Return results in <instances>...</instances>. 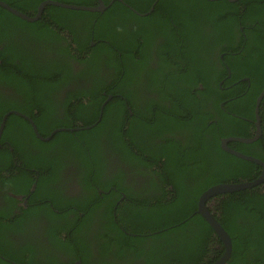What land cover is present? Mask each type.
<instances>
[{
	"label": "trees",
	"instance_id": "obj_1",
	"mask_svg": "<svg viewBox=\"0 0 264 264\" xmlns=\"http://www.w3.org/2000/svg\"><path fill=\"white\" fill-rule=\"evenodd\" d=\"M0 1L34 17L47 0ZM51 1L97 6V0ZM122 1L102 13L46 6L33 23L0 8V84L14 93L0 94V122L10 112L34 115L42 137L48 123L53 129L81 124L48 143L32 131L15 135L18 117H7L13 148L43 171L30 196L43 202L23 217L12 213L15 201L4 190L27 194L34 181L23 168L15 173L10 148H0V254L12 262L0 258V264H213L224 247L196 213L198 198L213 186L261 174V166L226 153L220 141L254 136L256 99L264 89V0H159L144 17L131 9L145 14L155 0ZM51 40L55 57L40 62ZM28 49L36 51L31 56ZM67 50L70 57L84 52L79 72L61 60ZM244 78L248 83L239 82ZM62 88L63 118L56 98ZM259 116L261 138L228 147L264 163V98ZM64 156L80 163L82 173L93 170L96 187L107 194L84 180L93 187L92 200L49 192V171L56 177ZM103 159L134 168L142 183L128 184L121 167L108 173L103 162L100 170ZM87 161L94 169L82 164ZM49 198L67 211L54 214ZM215 200L214 218L232 244L226 264H264V186ZM36 214L45 218L40 233ZM96 236L105 242L102 262L85 257ZM124 248L131 252L128 263L121 261Z\"/></svg>",
	"mask_w": 264,
	"mask_h": 264
},
{
	"label": "flooded vegetation",
	"instance_id": "obj_2",
	"mask_svg": "<svg viewBox=\"0 0 264 264\" xmlns=\"http://www.w3.org/2000/svg\"><path fill=\"white\" fill-rule=\"evenodd\" d=\"M173 13L175 14L174 11H173ZM163 20L169 21L170 23H175L173 18L164 17ZM25 22H27V21H25ZM28 23H30V22H28ZM60 36L62 38H65L66 40L69 39V37L66 34H61ZM56 45L57 44H55L53 40L50 41L49 50L42 52V54L40 55V57H41L42 55L45 54V61L43 59H40V62H47V61H49V58H54L55 57L53 52L56 53V51H55L56 49L54 48ZM64 45L65 46L66 45L69 46L68 44H64ZM71 46L74 47L73 44H71ZM91 46H94V43H91ZM35 51L36 50L28 49V52L30 53L31 56H32V53H34ZM84 56H85L84 52L81 53V54H79V53L77 54L76 52H73V57H70L69 56V50H67V51H65L62 54L61 60L63 62L66 61V60L73 62L72 63L73 71L74 72H79L80 70H82L84 68V66L82 64H79L77 62V60H79L80 58H82ZM220 59H222V56H220ZM155 66H156V64H155ZM228 73L230 74V72H228ZM239 82L248 83V79L244 78V79H241ZM221 84H222V82L219 83V86H221ZM4 85H6V84H4ZM11 93H13V92L10 89H8L6 87H3L0 84V94L3 95V97H5L6 94L9 95ZM65 93H66L65 88H62L58 92L59 96L58 95L56 96L57 100H59L61 102V104H62L61 108H57V110H58L57 116L61 117V118H63V116L66 115V113L64 112V105H65L64 104V100H65L64 97H65ZM15 97H17V96H15ZM45 99L49 102V96H47ZM121 100L124 101V103H126L124 98H121ZM17 113H19V112H17ZM19 114L20 115L13 114V115L18 117V121H17V123L15 125L14 133H15V135H17L19 137H23V136L25 137V136L29 135L31 133V131H32L33 135L37 138V135L35 134V130H34L35 128L37 130L38 136H40L41 138H48L50 136V134L52 132H54L55 130H61L58 133H60V132L73 133V132H75V129L81 128V124L80 123L71 122L70 124L75 126V127L71 128V129L70 128H62V127L53 129V128H51L49 126L52 123H48V127L49 128L47 127V134H46L45 137H42L40 135V133H39V130L37 129L36 122H35L36 120H35L34 115L30 116V115H28L26 113H23V112H20ZM4 116H2V117H4ZM1 122H2V120H1ZM1 122H0V124H1ZM259 125H260V128H261V133L263 134L262 127H261V120L259 121ZM21 126H24L25 129H21L20 128ZM254 127H255V130H254V134H255V131H256L255 121H254ZM58 133H56V134H58ZM54 136L52 137V139L54 138ZM10 138H11L10 131L6 132L5 131V125H4V127H3V129H2V131L0 133V148H2L4 146L10 148V152L12 153V165L16 169L15 173L19 169L23 168V169L26 170V172H28L30 174L32 180L34 181V182L32 181L33 184L30 186L29 192L27 194H15V193H13V192H11L9 190H7V192H6V190H4V192L6 193V196L8 198L9 197L12 198L15 201L14 205L16 206V208H14L15 210L13 209L14 211L12 213L15 216L23 217L22 214L25 215V214H28V212L29 213L31 212V210L29 209L30 206H32V205L33 206L34 205H41V203L43 202V201L41 202L40 199H37L34 202H30V196L34 192L35 186H36L35 181H37V179L40 177V175L43 174V171L37 170V168L35 166L27 165L26 162H23L21 160V158H22V156L20 154L21 152L20 151H16L13 148V142H12V140ZM37 139L40 140L39 138H37ZM51 140L42 141V142H48L49 143ZM222 140L223 139H221V141ZM258 140H256V141H258ZM221 141H220V146H221ZM18 142H20V141H18ZM233 143H235V142H233ZM236 143H238V142H236ZM228 144H227V146H228ZM238 144H242V143H238ZM101 154L103 155V153H101ZM103 158L104 159H108L109 157H106V156L103 155ZM104 159L102 160V166L99 167L100 170L101 169L103 170V167H104L103 166V162L108 166V173H111V171L115 167H121L122 170H124L125 173H127L126 182L128 184L142 183V180H141L140 176H138L140 179H138V177H135L137 175V173H134V171H133L134 168H130V167L124 166L122 164H113L112 165V163L110 161H107V160H104ZM63 160H65V161L62 162L60 165H58L60 167V169L57 171L56 177H53V178L50 177L51 172L49 171V183H46V187H47V189H49V192H52L53 194H57L58 197L62 196V197H68V198L71 199V198H74L76 196H78V197H84L85 196V198L92 200V197H93L92 188L94 186L96 187V185L98 184L96 181L93 180L94 178H96V173L93 170H84L83 173L80 172V169H81V167H79L80 163L77 166V164H78L77 162L73 161V162L77 163V164H75L72 161H67L68 160L67 156H64ZM82 164H86V165L90 166L92 169H94V163L93 162H88L87 161V162H84ZM96 164H98V163H96ZM11 174H12V170L5 176L11 175ZM262 175H263V170L261 171V174L259 175V177L262 176ZM79 180H84V182H90V184H92L93 187L90 188V189H89V187L86 188L85 184L81 183ZM259 186H264V183L260 184V185H258L256 187H259ZM96 189H97L98 195H100V196L103 193L107 194L106 192H103L99 187H96ZM2 199L3 198H1V192H0V201H2ZM211 202L212 203H210V207H209L210 210L209 211L214 213L215 212V206L217 205L216 204V200L211 201ZM47 204L50 206V209L53 210L54 214L58 213V216L63 215L67 211V210H59V209L54 208V206H53L54 202L50 198H49V201H47ZM82 216H83L82 213H79V217H82ZM35 217L37 218L35 220V222L39 223L38 226L36 227V229H37V232L40 233V231L43 228L42 224H44L45 218H44V216L42 214H36ZM49 217H50V215H49ZM118 227L120 229H122V227L119 224H118ZM62 230L63 231H67L65 229H62ZM98 232H99V230H98ZM65 233L69 236L68 231L65 232ZM97 235H98V233H97ZM34 237H37V235H35ZM104 243L105 242H103L102 240H99L97 238V236H96V240L94 241V243L92 242V246H90L88 248V250H87V255H85L86 260L87 261H92V262L93 261L102 262L103 257L107 253L106 250H105L106 247L104 246ZM124 253L126 255V258L125 257H124L125 259L122 258L121 261H123L125 263H128L129 261H131V258H132L131 252H130V250H128V248H124ZM108 254L110 255V250H108ZM0 258H2L3 260H6V262H11L10 259L4 258L3 255H1V254H0ZM111 258H112L111 256H108V259H110V261H112ZM62 259H64L66 262H68L67 259H65V258H62ZM73 264H82V263H81L80 260H76V261H74Z\"/></svg>",
	"mask_w": 264,
	"mask_h": 264
},
{
	"label": "water",
	"instance_id": "obj_3",
	"mask_svg": "<svg viewBox=\"0 0 264 264\" xmlns=\"http://www.w3.org/2000/svg\"><path fill=\"white\" fill-rule=\"evenodd\" d=\"M114 1H119L123 4H125L122 0H111L108 5H104L102 0H97V6L87 7V6L67 5V4H62V3L55 2V1L47 0V1H44V2L39 4L38 9H37V14L33 18L24 15L23 13L17 11L16 9L12 8L11 6H9L8 4H6L3 1H0V8L6 10L10 14L14 15L15 17H17L21 20H24L27 22H35L41 18L43 10L45 9L46 6H54V7H58V8H62V9H68V10H74V11L102 13L110 5H112V3ZM158 1L159 0H155V2L150 7V10L145 14H138L133 9H131V10L135 14H137L141 17H144L153 11L154 6ZM208 1L213 2V1H220V0H208ZM226 1L236 2L237 0H226ZM263 98H264V89L262 90V92L260 93L258 98L256 99L255 110H254L256 131H255L254 136L252 138H249V139L229 137V138L223 139L221 141V148L223 151H225L226 153H228V154H230V155H232L238 159L246 160L248 162H252V163H255V164L261 166V168L263 170V175L260 176L259 178H257L256 180L252 181V182H243L240 184H220V185L213 186V187L207 189L205 192H203L201 194V196L198 198L196 213L198 215H200L205 220V222L212 228V230L216 234L217 238L221 241V243L224 247L223 255L213 264H226L227 263V261L230 259V255H231V251H232V244H231V239H230L229 235L224 231V229L221 227V225L218 223V221L214 218V213L209 211L210 210V208H209L210 203H212L211 201H214L220 195L251 189V188H254V187L264 183V163L258 159L253 158V157L245 156L239 152H236L227 146V144L229 142L251 144V143L256 142V140H258L261 137L262 133H261L260 125H259V121L261 119L259 116V111H260V104H261ZM11 114L20 115L17 112L7 113L3 117L2 122L0 124V133H1V131L5 125V121H6L7 117ZM34 130H35V134L37 135V138H39L41 141L51 140L52 137L56 133L61 131V130H55L54 132H52L50 134V136L48 138H41L40 136H38L36 128Z\"/></svg>",
	"mask_w": 264,
	"mask_h": 264
},
{
	"label": "clouds",
	"instance_id": "obj_4",
	"mask_svg": "<svg viewBox=\"0 0 264 264\" xmlns=\"http://www.w3.org/2000/svg\"><path fill=\"white\" fill-rule=\"evenodd\" d=\"M136 12V11H135ZM139 14V13H138ZM149 15V14H148ZM139 16V15H138ZM147 16V15H146ZM33 18V17H32ZM40 20V19H39ZM38 21V20H37ZM37 21H35V22H37ZM31 23H33V22H31ZM11 115H13V114H11ZM11 115H9V116H11Z\"/></svg>",
	"mask_w": 264,
	"mask_h": 264
}]
</instances>
